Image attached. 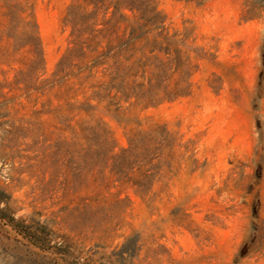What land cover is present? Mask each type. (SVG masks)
I'll use <instances>...</instances> for the list:
<instances>
[{
	"label": "rangeland",
	"instance_id": "1",
	"mask_svg": "<svg viewBox=\"0 0 264 264\" xmlns=\"http://www.w3.org/2000/svg\"><path fill=\"white\" fill-rule=\"evenodd\" d=\"M0 264H264V0H0Z\"/></svg>",
	"mask_w": 264,
	"mask_h": 264
}]
</instances>
